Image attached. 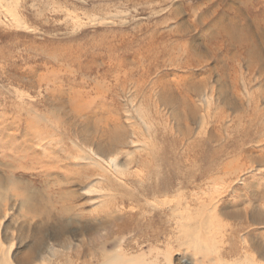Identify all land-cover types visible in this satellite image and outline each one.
Listing matches in <instances>:
<instances>
[{"label": "rangeland", "instance_id": "obj_1", "mask_svg": "<svg viewBox=\"0 0 264 264\" xmlns=\"http://www.w3.org/2000/svg\"><path fill=\"white\" fill-rule=\"evenodd\" d=\"M262 193L264 0H0V262L264 264Z\"/></svg>", "mask_w": 264, "mask_h": 264}, {"label": "bare ground", "instance_id": "obj_2", "mask_svg": "<svg viewBox=\"0 0 264 264\" xmlns=\"http://www.w3.org/2000/svg\"><path fill=\"white\" fill-rule=\"evenodd\" d=\"M228 36V35H227ZM221 37V36H219ZM230 37V35H229ZM217 38V37H215ZM226 40V39H225ZM260 123V122H259ZM258 123V124H259ZM254 124V123H252ZM251 124V125H252ZM263 124V123H262ZM251 127V126H250ZM247 128V127H246ZM246 132V131H244ZM260 133V131H259ZM246 138V137H245ZM254 141V140H253ZM255 142V141H254ZM244 145V144H243ZM237 148V147H236ZM245 148V147H243ZM116 151V150H115ZM242 157V156H241ZM251 157V155L249 156ZM253 158V157H252ZM256 160V159H255ZM64 161V160H63ZM112 161V160H111ZM117 161V160H116ZM115 161V162H116ZM113 162V161H112ZM115 164V168L119 167V166H116L117 165V162L114 163ZM131 165V164H130ZM121 168V166L119 167ZM110 169V168H109ZM123 170V169H122ZM129 171V169H127ZM124 171V170H123ZM155 171V170H154ZM210 171V170H209ZM108 172V171H107ZM110 172V171H109ZM122 172V171H121ZM125 172V171H124ZM123 172V174H124ZM176 173V170L174 171ZM212 172V170H211ZM214 172V171H213ZM231 172V171H230ZM142 173V172H141ZM173 173V172H172ZM174 174V177H173V174H172V177L170 176V178H164L162 181H160L159 184H156V185H150V181H149V185L148 187H143V191L145 194L147 195H151V194H157V193H161L163 192L164 190H166V188L170 185L172 179L176 178V174ZM88 174V173H87ZM83 175V174H82ZM86 175V174H85ZM89 175V174H88ZM128 175V174H127ZM143 175V173H142ZM209 175V173H207V170H203L199 175L195 176V181H198V182H201V180L203 181L205 178H207V176ZM80 176V175H79ZM122 176V175H121ZM125 176V174H124ZM123 176V177H124ZM139 176V175H138ZM194 176V175H193ZM84 177V176H83ZM119 177V176H118ZM144 177V176H143ZM79 178V177H78ZM89 178V177H88ZM125 179V178H124ZM140 179V178H138ZM137 179V180H138ZM148 179V178H147ZM146 179V180H147ZM176 180V179H175ZM215 180V179H214ZM223 180V179H222ZM176 182V181H175ZM80 186L82 187L83 185H85L87 183L86 180H83L81 177L79 178V182ZM91 184V183H90ZM176 184V183H175ZM79 186V185H78ZM172 187V186H170ZM262 187V186H261ZM170 189V188H169ZM168 190V188H167ZM82 194V193H81ZM259 197V194L258 196ZM256 197V198H257ZM136 197H134L135 199ZM133 199V200H134ZM137 199V198H136ZM260 199L262 200V202L264 203V193H262L260 195ZM261 202V201H260ZM139 204V203H138ZM262 204V203H261ZM263 205V204H262ZM147 206V205H146ZM143 207V206H142ZM140 207V211L137 212V214L135 215H131L126 221H124L120 226H119V231L118 233L119 234H124V233H127V231H129L130 229H133V231H136L138 230V234H141V236H145L149 241H152V242H158L160 240V237L163 236V234L165 233V230L162 228L163 226V223H164V220L162 219V217L158 216V219H157V224L160 225V227H157L156 229L159 230V232H156L154 234V232L152 230H154V225L153 224H156V220L152 221L151 219H147L146 221V224L143 225L142 221L140 220L144 215L145 213V208H142ZM263 207V206H262ZM113 208V207H112ZM138 209V208H137ZM114 210V209H113ZM246 212L249 214L250 213V210L248 209H245ZM107 213V212H106ZM113 213V212H112ZM147 215V214H146ZM251 218V216H250ZM143 219V218H142ZM145 219V218H144ZM252 219L255 221V222H259V223H264V216L261 214L260 210L259 212L257 211V213H253L252 214ZM120 224V223H119ZM114 229V228H113ZM155 231V230H154ZM144 239V238H143ZM146 241V240H145ZM106 246V245H105ZM103 247V246H102ZM104 251L100 252V254L97 256L96 258V262L98 264H150L148 261H146V257L145 255L147 254H142L141 256L139 257H128V255L126 253H120L119 254H116V255H112L110 253H106V247L103 248ZM133 249V248H132ZM128 253V252H127ZM80 254V253H79ZM88 254V253H87ZM152 254V253H151ZM81 256V255H78V257ZM264 257V254L262 255ZM72 257V256H70ZM160 258V257H159ZM66 259V258H65ZM95 259V258H94ZM71 260V259H70ZM154 260V259H153ZM152 260V264H159V262L156 260L153 262ZM77 261V260H76ZM160 261V260H159ZM28 262V261H27ZM23 264H26V261H22ZM75 263V262H74ZM0 264H9V262H7L6 260H3L2 262H0ZM84 264H93L92 261H85Z\"/></svg>", "mask_w": 264, "mask_h": 264}]
</instances>
